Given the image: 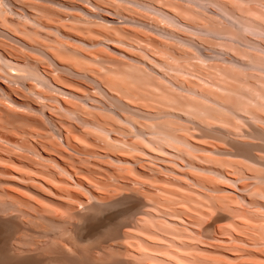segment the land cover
<instances>
[{
  "label": "rangeland",
  "instance_id": "374dc122",
  "mask_svg": "<svg viewBox=\"0 0 264 264\" xmlns=\"http://www.w3.org/2000/svg\"><path fill=\"white\" fill-rule=\"evenodd\" d=\"M96 203L81 249L264 264V0H0V215Z\"/></svg>",
  "mask_w": 264,
  "mask_h": 264
},
{
  "label": "bare ground",
  "instance_id": "6f19581e",
  "mask_svg": "<svg viewBox=\"0 0 264 264\" xmlns=\"http://www.w3.org/2000/svg\"><path fill=\"white\" fill-rule=\"evenodd\" d=\"M9 56L12 57L11 55H9ZM20 193L21 192H19V194ZM13 194L14 193H11V196ZM58 195H60V194H58ZM71 195H73V194L71 193ZM71 195L68 194V196H71ZM17 196H16V198H17ZM26 199H27V197H26ZM10 200H11V198H10ZM119 202H118V204H121ZM97 203H98V201H97ZM97 203H96V205L92 204L90 206H86L87 204L86 205L83 204L86 206V209H84L85 206L82 208V210L80 209L78 211H76L77 208H75L74 210H72V212L70 211L69 216L64 214L67 217L72 216V217H70L69 220H71V218L73 219L74 216L76 217V215H77V219H78V217L81 219L82 223H80L79 225H76V224L72 225L71 224L72 227H70V228L60 227V223H61L60 221L63 220L64 218H63V214H61V213L59 214V210L57 212V211L52 209L54 211V214H52V215L43 214L42 211L45 209V207L43 208V210H41V208H40L42 213L39 214V211H38L36 213L37 215H35L34 210H33L34 214H32V212H31L33 217L31 216L32 218L29 219L30 222L24 221L25 222V223L23 222L24 224L19 222V220H18L19 216L18 215H13L10 213V211H12V210L9 209L10 210L9 213L11 215H8V212L5 211L8 216L5 215L6 216L5 217V216L0 215V264H141L133 257H123L122 258V257L116 256L114 253L108 252L107 250H109V248L107 249V248H104L106 246L103 247L102 245H100V244H102L100 241H97V243H95V249H97V251H96L97 253H94L95 250L93 248L92 249H89V248L81 249V248H79V246H78V245H80L79 242L83 239V237L86 236L87 233L92 232L94 229L98 228L99 226H102V225L104 226V224L106 222H108L109 220H112L116 216L115 214H105L104 217L100 218V220L98 222H95V219L98 218L97 215L103 213L106 209L104 206H98ZM15 204L13 203V206ZM88 204H91V203H88ZM19 208H20V210L23 209L22 207H19ZM37 209H39V208H37ZM27 211L28 210H26V213H27ZM5 212H3L2 214L4 215ZM35 212H36V209H35ZM61 212H63V211H61ZM124 213H126V212H124ZM22 217H24V216H22ZM22 217H21V219L24 220L25 218H22ZM34 217L37 220H35ZM38 218L40 220H42L41 218H43V221H38L39 220ZM129 218L131 219V216ZM74 219H76V218H74ZM44 220H47V222ZM64 221H66V219H64ZM67 221H68V219H67ZM68 222H70V221H68ZM131 223H133V222H131ZM146 225H148V224H146ZM129 226L131 227L129 221L124 220L121 224H117V226L115 227L114 230H112V229H111L112 231L108 230L109 231L108 233L104 232V235L107 234L108 237H110V240H112V241H114L115 239L116 240L121 239L122 237L126 238L129 235V232L131 231V229H129ZM59 228L60 229L63 228L66 230H63V229L60 230ZM128 230H130V231H128ZM155 230H157V229L155 228ZM100 239H102V238H100ZM108 241H106V242H108ZM123 242H125V240ZM91 244H92V242H91ZM110 244L113 245L114 242L110 243ZM115 244H117V243H115ZM119 244H121V243L118 242V245ZM131 244H132V242H131ZM112 245H111V247H112ZM123 245L124 244L122 243V246ZM128 246H130V245H127V246L124 245L123 248H125V250H127V251H130V247H128ZM140 258H138V259H140Z\"/></svg>",
  "mask_w": 264,
  "mask_h": 264
}]
</instances>
